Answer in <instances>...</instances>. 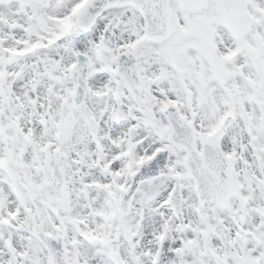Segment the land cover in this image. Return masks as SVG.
<instances>
[{
    "label": "snow or ice",
    "instance_id": "1",
    "mask_svg": "<svg viewBox=\"0 0 264 264\" xmlns=\"http://www.w3.org/2000/svg\"><path fill=\"white\" fill-rule=\"evenodd\" d=\"M0 264H264V0H0Z\"/></svg>",
    "mask_w": 264,
    "mask_h": 264
}]
</instances>
